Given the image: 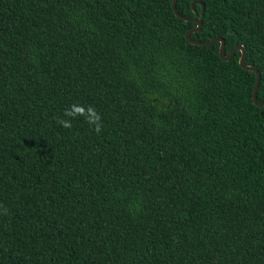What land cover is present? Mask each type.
<instances>
[{
    "label": "trees",
    "instance_id": "1",
    "mask_svg": "<svg viewBox=\"0 0 264 264\" xmlns=\"http://www.w3.org/2000/svg\"><path fill=\"white\" fill-rule=\"evenodd\" d=\"M176 11L264 103V0ZM194 27L172 0H0V264H264L255 73ZM73 103L99 134L57 124Z\"/></svg>",
    "mask_w": 264,
    "mask_h": 264
},
{
    "label": "water",
    "instance_id": "2",
    "mask_svg": "<svg viewBox=\"0 0 264 264\" xmlns=\"http://www.w3.org/2000/svg\"><path fill=\"white\" fill-rule=\"evenodd\" d=\"M176 1L177 0H172V9H173L175 15L177 17L181 18L184 21H191V22L196 24V27H194L193 29H191L190 31L187 32L186 40L189 43L193 44V45H201V46H210V45L218 42L219 43V57L222 60H224V61H229L231 58L234 57L235 53L237 51H239L241 53L240 58H239L240 67L245 69V70L252 71V72L255 73V85H254V91H253V95H252V101H253L254 105H256L257 107H264V103H258L257 100H256V92H257L258 85H259V82H260V74L254 67L248 66V65L245 64L246 51L244 50V48L241 45L235 46L233 48V50L228 55H226V53H225V42L220 37H216V38H214V39H212L210 41H207V42H200V41H196V40L191 39V35L193 33L198 32L200 30V28H201V20H200V18L190 19V18H186V17L181 16L176 11ZM196 3L201 5V13H200V15L202 16L203 13H204V5L202 3H200V2H196ZM193 7H194V4H192V8Z\"/></svg>",
    "mask_w": 264,
    "mask_h": 264
},
{
    "label": "clouds",
    "instance_id": "3",
    "mask_svg": "<svg viewBox=\"0 0 264 264\" xmlns=\"http://www.w3.org/2000/svg\"><path fill=\"white\" fill-rule=\"evenodd\" d=\"M63 118L57 119V124L64 129L72 128V121L77 117H84L85 122L92 127L96 133H100L103 128L102 117L98 111L91 105L84 106L78 103L71 104L63 112ZM4 214H7V209H4Z\"/></svg>",
    "mask_w": 264,
    "mask_h": 264
}]
</instances>
